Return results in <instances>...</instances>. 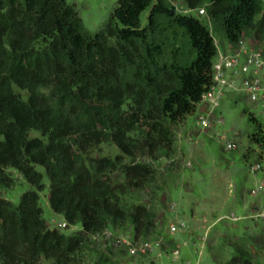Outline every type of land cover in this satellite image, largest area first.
<instances>
[{"label":"trees","instance_id":"1","mask_svg":"<svg viewBox=\"0 0 264 264\" xmlns=\"http://www.w3.org/2000/svg\"><path fill=\"white\" fill-rule=\"evenodd\" d=\"M215 36L230 51L263 41L264 0H117L95 33L67 0H0V189L15 184L9 169L31 187L17 205L0 194V264H115L86 245L109 226L130 225L132 244L157 241L155 210L126 201L153 188L141 161L171 153L174 127L212 85ZM105 143L118 155L93 157ZM45 180L51 211L79 231L49 228ZM230 255L226 264H254L244 249Z\"/></svg>","mask_w":264,"mask_h":264},{"label":"rangeland","instance_id":"2","mask_svg":"<svg viewBox=\"0 0 264 264\" xmlns=\"http://www.w3.org/2000/svg\"><path fill=\"white\" fill-rule=\"evenodd\" d=\"M116 2L67 0L90 33L103 26ZM173 4L180 11L179 3L173 1ZM192 14L197 16L195 12ZM145 18L144 13L141 21L145 22ZM215 39L224 53L221 41L216 36ZM256 42L264 49V40L246 37L243 41L247 47L254 48ZM199 110L198 106L195 113L174 127V145L168 156L165 151H159L156 161L150 162L146 158L141 161L156 171L155 185L149 191L136 192V198L126 201L128 205L145 203L155 210V224L161 235L157 241L146 238L137 242L138 245L148 243L153 250L130 255L132 230L125 224L116 228L109 226L102 235L89 237L86 245L90 253L105 254L115 264H226L232 251L240 248L254 264H264V224L253 219L263 208L264 200L251 197V191L264 177L262 173L254 175L250 171L255 162H264V149L251 139L255 124L250 121V116L264 131V111L259 105L249 103L243 94L230 91L209 117V128L203 129L198 124ZM35 136H38L37 132L30 134V137ZM227 144H233L234 148L227 149ZM246 154L249 156L244 158ZM91 155L112 159L118 152L105 143L93 149ZM36 170L44 172L41 167ZM8 172L15 184L10 189L1 188L0 194L17 205L21 195L31 187L15 170L9 169ZM45 183L39 205L49 228L65 235L79 231L80 224L66 226L63 217L51 211L47 180ZM175 219L188 222L187 233H168L167 227ZM168 242L177 248L173 249ZM176 249L179 255L175 259L172 252Z\"/></svg>","mask_w":264,"mask_h":264},{"label":"built area","instance_id":"3","mask_svg":"<svg viewBox=\"0 0 264 264\" xmlns=\"http://www.w3.org/2000/svg\"><path fill=\"white\" fill-rule=\"evenodd\" d=\"M198 14L204 15V10H199ZM212 81V85L202 95L199 104L197 122L201 128H209V117L213 116L219 107L220 100L229 91L243 94L249 103L259 105L264 111V56L258 48L247 47L242 41L235 50L228 53L218 49L217 59L213 64ZM233 148V144H227V149ZM261 161L251 165L250 171L254 175L262 173L264 177V162ZM251 197L264 199V179L251 191ZM253 219L264 224V206ZM188 230L187 221L182 219H175L168 225V233L171 235L187 233ZM152 250V246L148 243L129 246V253L132 256ZM178 255V249L172 252L173 258L176 259Z\"/></svg>","mask_w":264,"mask_h":264},{"label":"crops","instance_id":"4","mask_svg":"<svg viewBox=\"0 0 264 264\" xmlns=\"http://www.w3.org/2000/svg\"><path fill=\"white\" fill-rule=\"evenodd\" d=\"M229 51H230V50H227V49H226L224 53H228ZM261 199H263V198H261ZM263 200H264V199H263ZM187 223H188V222H187Z\"/></svg>","mask_w":264,"mask_h":264}]
</instances>
